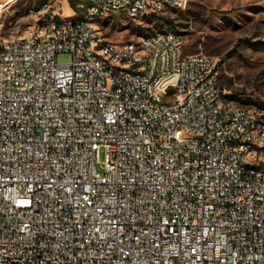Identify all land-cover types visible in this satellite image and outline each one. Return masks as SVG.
I'll return each instance as SVG.
<instances>
[{"label":"built area","instance_id":"built-area-1","mask_svg":"<svg viewBox=\"0 0 264 264\" xmlns=\"http://www.w3.org/2000/svg\"><path fill=\"white\" fill-rule=\"evenodd\" d=\"M186 4L81 0L61 19L43 2L0 37V264H264V107L176 33L97 26Z\"/></svg>","mask_w":264,"mask_h":264},{"label":"rangeland","instance_id":"rangeland-1","mask_svg":"<svg viewBox=\"0 0 264 264\" xmlns=\"http://www.w3.org/2000/svg\"><path fill=\"white\" fill-rule=\"evenodd\" d=\"M81 0H0V37L22 34L35 23V10L43 2L59 4L60 18L81 15ZM79 9V10H78ZM102 35L114 44L168 31L180 36L186 54L221 56L220 84L242 106L264 101V0H187L184 9L136 15L114 13L97 22ZM56 61L68 62V53ZM234 95V97H233ZM103 153H100V159Z\"/></svg>","mask_w":264,"mask_h":264},{"label":"trees","instance_id":"trees-1","mask_svg":"<svg viewBox=\"0 0 264 264\" xmlns=\"http://www.w3.org/2000/svg\"><path fill=\"white\" fill-rule=\"evenodd\" d=\"M74 3L72 2L71 5H73ZM234 97V95H233ZM258 106L264 107V101H258V103L256 104Z\"/></svg>","mask_w":264,"mask_h":264}]
</instances>
